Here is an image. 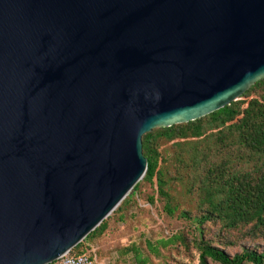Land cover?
<instances>
[{
	"label": "water",
	"instance_id": "1",
	"mask_svg": "<svg viewBox=\"0 0 264 264\" xmlns=\"http://www.w3.org/2000/svg\"><path fill=\"white\" fill-rule=\"evenodd\" d=\"M264 78V0H0V264H51L144 178L143 135Z\"/></svg>",
	"mask_w": 264,
	"mask_h": 264
},
{
	"label": "trees",
	"instance_id": "2",
	"mask_svg": "<svg viewBox=\"0 0 264 264\" xmlns=\"http://www.w3.org/2000/svg\"><path fill=\"white\" fill-rule=\"evenodd\" d=\"M143 153L144 178L71 255L94 257L88 241L107 232L113 215L123 221L134 196L149 184L154 191L148 202L161 201L168 216L188 223L186 230L149 242L150 252L193 246L198 264H264V78L202 118L145 133ZM242 241L249 243L235 253L225 250ZM131 252L147 262L135 245L122 253Z\"/></svg>",
	"mask_w": 264,
	"mask_h": 264
},
{
	"label": "rangeland",
	"instance_id": "3",
	"mask_svg": "<svg viewBox=\"0 0 264 264\" xmlns=\"http://www.w3.org/2000/svg\"><path fill=\"white\" fill-rule=\"evenodd\" d=\"M165 147V146H164ZM154 189L149 184H143L141 193L134 196V200L124 211V220L119 215H113L109 220V228L105 234L88 241L89 252L94 256L95 264H198V252L193 246L188 248H161L156 255L150 252L148 243L156 244L171 234L186 230L188 223L179 217H170L163 211L161 201L150 204L148 195ZM215 231L216 228L213 227ZM212 233V232H211ZM242 241L238 245L225 247L230 253L240 250ZM135 245L140 258L146 263L139 262L134 252L123 254L124 249ZM209 264H218L210 262Z\"/></svg>",
	"mask_w": 264,
	"mask_h": 264
},
{
	"label": "built area",
	"instance_id": "4",
	"mask_svg": "<svg viewBox=\"0 0 264 264\" xmlns=\"http://www.w3.org/2000/svg\"><path fill=\"white\" fill-rule=\"evenodd\" d=\"M53 264H95V259L90 254L73 256L67 253L55 260Z\"/></svg>",
	"mask_w": 264,
	"mask_h": 264
}]
</instances>
